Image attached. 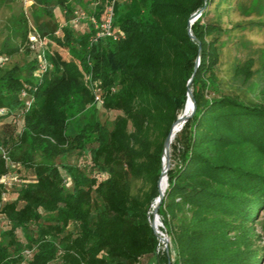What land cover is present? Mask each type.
<instances>
[{
    "label": "trees",
    "instance_id": "trees-1",
    "mask_svg": "<svg viewBox=\"0 0 264 264\" xmlns=\"http://www.w3.org/2000/svg\"><path fill=\"white\" fill-rule=\"evenodd\" d=\"M9 1L0 0V8ZM31 1L33 26L27 15L15 16L0 45V179L30 175L18 188L0 182V215L10 225L0 232V264H22L25 250L27 264H139L160 246L150 222L170 235L172 264H262L264 66L257 73L249 57L233 67L241 83L258 77L251 98L220 89L229 28L219 16L206 18L226 0H120L113 8L120 38L95 42L91 25L83 32L61 27L53 13L59 7L69 20L79 0ZM203 6L190 25L194 41L189 18ZM245 6L238 4L247 15ZM232 27L249 31L264 21ZM31 29L46 39L53 65L41 78L33 76ZM18 54L26 56L21 65ZM25 84L32 102L23 110ZM188 88L196 108L171 145L178 162L171 154L160 226L151 210L163 142ZM93 91L117 115L105 123L90 114L70 133L69 116L95 103ZM73 151L86 158L82 165L59 162ZM19 227L25 242L15 234Z\"/></svg>",
    "mask_w": 264,
    "mask_h": 264
},
{
    "label": "rangeland",
    "instance_id": "rangeland-1",
    "mask_svg": "<svg viewBox=\"0 0 264 264\" xmlns=\"http://www.w3.org/2000/svg\"><path fill=\"white\" fill-rule=\"evenodd\" d=\"M102 1L105 3V0H79L75 6L87 9L89 6L91 7V3L93 4V2H97L99 6ZM241 1H243L244 6L247 5L245 6L247 10L246 12H248L247 15H244L240 7H238L239 2ZM32 3L33 2L31 0H10L0 8V45L9 33L10 21L15 16L22 14L27 15L29 17V26H33V22L30 17ZM213 6L214 5H212L206 19H212L219 16V21L223 23L224 26L229 28L227 36L223 39V48L221 49V57L218 65V76L220 78L219 87L223 92L235 94L242 99L248 96L251 98L250 93L254 89V85L258 82V77H255L248 83H241L239 79L233 78V67L237 62L241 63L247 58L253 57V69L256 70L257 73L261 72L264 66V28L254 27L252 30L243 31L240 27L234 28L232 26L237 23L245 24L249 21H264V0H226L224 3L220 4L217 9H213ZM254 6H257L259 9L253 11ZM53 13L56 16L59 25L66 23L77 32H83L87 27L86 21L80 22L77 26L70 23L69 20L65 19L62 10L59 7L54 8ZM24 59L26 60V56L24 54H18L15 58L16 62L20 65L25 61ZM90 114H94L102 122L110 123L117 115V112L107 111L101 104L94 103L80 115L73 113L69 116V132L73 133L77 129V125L84 122ZM170 150V158L171 154L175 155V164L178 162V155L176 154V151H173L171 146ZM85 160L86 158L83 154L78 151H73L59 159V162L82 165ZM171 166H173V163L171 165L170 162V167ZM21 174L22 176L24 175V177L19 176L20 174L10 175L11 178L7 180V183L10 182V185L12 183L11 186L8 185L11 187L10 189L18 188L19 184H22L20 180H28L30 178L29 173ZM63 176L66 177L64 172ZM136 185H140V183H136ZM14 197L15 193L13 192L7 196V198ZM9 227L10 225L8 221L4 216L0 215V232L9 229ZM257 229L262 236V245H264V213L260 218ZM22 232V228L19 227L16 229L15 234L19 240L25 242ZM168 236L170 237L169 234ZM164 245L165 244H160L158 251L153 257H144L140 260L139 264H167L163 254V252H165L163 250ZM168 246L170 263L172 264L176 259V251L171 237L170 242H168ZM24 256L25 259L22 264H27L26 261L31 257V252L25 250ZM262 264H264V261Z\"/></svg>",
    "mask_w": 264,
    "mask_h": 264
},
{
    "label": "built area",
    "instance_id": "built-area-1",
    "mask_svg": "<svg viewBox=\"0 0 264 264\" xmlns=\"http://www.w3.org/2000/svg\"><path fill=\"white\" fill-rule=\"evenodd\" d=\"M120 0H105L104 8L97 18L95 15L96 10L98 9V3L93 2L91 3V7L89 6L87 9L82 7L75 6L72 11V17L69 19V22L73 25H79L80 22L86 21L87 24L91 25L94 30V35L91 38L92 42H95L98 38H111L113 40H117L120 38L121 32L113 25V8L114 4ZM65 24H61L60 26H65ZM58 33V32H57ZM46 39L41 38L34 29L28 34V48L32 52L33 56L36 58V68L33 71V76L36 78H41L47 73L49 70L52 69L53 65L50 61H48L45 53V43ZM87 82L90 80L87 76ZM30 86L25 84L22 90L20 91V97L22 99V109L26 110L30 107L32 102V96L29 93ZM94 92V101L95 103L102 104V100L100 95ZM6 109H0V113H5ZM10 175L3 176L0 179V182H4L7 186L10 185V182L7 183L9 180ZM165 246V245H164ZM164 250V249H163Z\"/></svg>",
    "mask_w": 264,
    "mask_h": 264
},
{
    "label": "water",
    "instance_id": "water-1",
    "mask_svg": "<svg viewBox=\"0 0 264 264\" xmlns=\"http://www.w3.org/2000/svg\"><path fill=\"white\" fill-rule=\"evenodd\" d=\"M205 2H207V0H204ZM205 9V6H203L201 8V10L198 12V13H194L190 16L189 18V26L187 28L188 30V34H189V37L194 40V41H197V38L191 33V29H190V25L196 20V18L200 15V13L202 11H204ZM199 49H200V44H199ZM198 62H199V57H197L196 59V65H195V68L194 70H196V67L198 65ZM193 77V76H192ZM192 77L189 79L188 81V84L191 83L192 81ZM190 97L191 98V101H192V108H191V112L184 118H181L179 116H177L176 120L172 123L170 129H169V132L168 134L166 135L165 139H164V142H163V150H162V168H161V172H160V176H159V179H158V182H157V190H158V196L155 198L154 200V204L152 206V211H151V214L155 217L157 216L158 214V209H159V206L164 198V194H165V191H161L160 188H159V182H160V178L161 176L164 174V173H167L168 170L170 169V162H171V158H170V154H169V148H170V142H171V133H172V130L173 128L176 126V124L182 120V122H186L189 118H191L195 112V108H196V105H195V100H194V97H193V94H192V91L190 88L187 89V98ZM165 163V167L163 166ZM168 179V177H167ZM167 185H168V182H167ZM167 188V186H166ZM166 190V189H165ZM151 227L153 228L154 230V233L157 235V231L155 230L154 226H153V223H151ZM164 240V239H163ZM164 251L167 255L168 258H170V255H169V246H168V241L165 240V246H164ZM168 264H170V262H168Z\"/></svg>",
    "mask_w": 264,
    "mask_h": 264
},
{
    "label": "bare ground",
    "instance_id": "bare-ground-1",
    "mask_svg": "<svg viewBox=\"0 0 264 264\" xmlns=\"http://www.w3.org/2000/svg\"><path fill=\"white\" fill-rule=\"evenodd\" d=\"M191 89V88H190ZM193 93V92H192ZM191 108H192V101H191V98L188 97L187 98V101H186V104H185V107L184 109L182 110V112L179 114V117L181 118H184L186 117L190 112H191ZM184 123L185 122H182V120H180L176 126L173 128L172 130V133H171V142H170V146L171 144L174 142L179 130H181L184 126ZM170 148H169V154H170ZM165 167V163L163 165ZM168 173V172H167ZM167 173H164L162 176H161V179H160V182H159V188L161 191H165L166 189V186H167ZM162 188V189H161ZM154 204V203H153ZM152 211V210H151ZM155 218L157 219L158 221V224L160 226H163V223H162V220L160 218V216L157 214V216H155ZM157 232H159V235H160V244H165V240H167L168 242H170V237L168 236V234L164 231H160V230H156ZM164 239V240H163Z\"/></svg>",
    "mask_w": 264,
    "mask_h": 264
}]
</instances>
